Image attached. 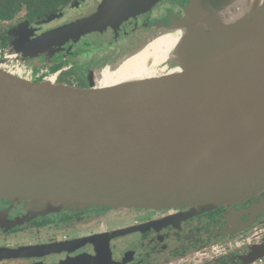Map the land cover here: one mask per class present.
I'll list each match as a JSON object with an SVG mask.
<instances>
[{"label": "water", "instance_id": "obj_1", "mask_svg": "<svg viewBox=\"0 0 264 264\" xmlns=\"http://www.w3.org/2000/svg\"><path fill=\"white\" fill-rule=\"evenodd\" d=\"M159 1L121 0L33 47L113 26ZM262 1L197 0L183 21L132 50L159 35L176 40L159 64L176 65L159 76L145 68L140 76L149 79L101 87L94 75L80 90L0 69V198L24 202L30 216L88 207L196 215L264 190ZM134 230L113 231L110 239ZM260 241L264 249V232ZM72 244L3 246L0 261L45 264ZM80 255L63 263H94Z\"/></svg>", "mask_w": 264, "mask_h": 264}, {"label": "flooded vegetation", "instance_id": "obj_2", "mask_svg": "<svg viewBox=\"0 0 264 264\" xmlns=\"http://www.w3.org/2000/svg\"><path fill=\"white\" fill-rule=\"evenodd\" d=\"M120 1L14 0L11 8L5 11L7 13L0 14V69L32 83L89 89L94 75L120 68L132 60L138 55V52L131 51L134 46L161 28L183 21L197 2L161 0L149 11L137 13L113 26L59 39L54 43L53 48H56L52 57L46 55L52 44L44 49L33 47L41 37L91 19ZM29 4L36 8H27ZM130 44L132 49L129 53L117 59L122 55V49ZM31 56L34 57L31 62L21 61L26 57L30 60L33 58ZM173 67L168 63L162 68L170 70ZM14 204L0 199V247L74 243L68 252L44 260L45 264H64L69 257L79 254L93 259L94 263L91 264H150L152 261V264H264L263 243L260 241V235L264 232V190L238 203L196 215H186L187 208L146 210L88 207L78 211H43L42 214L30 216L32 209L25 203L16 207L12 206ZM109 210L147 212H142L140 219L145 218L142 223L133 221V225L125 227L136 229V232L130 231L116 239H110V233L120 229L96 232L95 227L72 228L74 235H68L64 230L69 223L71 226L88 218L95 221L98 214L105 215L103 211ZM107 216H104L105 220L111 222ZM248 232L251 235L244 238ZM246 246L252 254L247 253ZM75 248L80 250L72 251ZM236 257L241 260L233 263L226 261ZM0 264L39 263L0 261Z\"/></svg>", "mask_w": 264, "mask_h": 264}, {"label": "bare ground", "instance_id": "obj_3", "mask_svg": "<svg viewBox=\"0 0 264 264\" xmlns=\"http://www.w3.org/2000/svg\"><path fill=\"white\" fill-rule=\"evenodd\" d=\"M262 4L263 1L260 0L259 5L262 6ZM175 41L176 40L174 38L160 35L150 40L138 51V55L136 57H134L132 60H129L119 69H114L103 74H97L95 76L96 85L101 87L115 86L122 82L129 81V78L133 76H135L136 80H138L140 78V73L145 68L149 66H157L166 60L167 52L174 45ZM167 77L170 80L176 76L169 75ZM262 116L264 117V112H262Z\"/></svg>", "mask_w": 264, "mask_h": 264}, {"label": "rangeland", "instance_id": "obj_4", "mask_svg": "<svg viewBox=\"0 0 264 264\" xmlns=\"http://www.w3.org/2000/svg\"><path fill=\"white\" fill-rule=\"evenodd\" d=\"M156 33H158V32H155L154 34H156ZM145 41H146V39L142 40L140 42V44H143ZM132 44H130L129 46H127L124 49H122V55L119 54L120 57L118 56L117 59L123 57L126 54H128L129 50L132 49ZM54 45H56V44H52V47L49 48L51 51H49V49L46 51V55L48 57L54 56L53 54L55 53L54 50L56 48V47L53 48ZM136 47L134 46L133 48H136ZM57 51H58V49H57ZM126 51H127V53H125ZM31 57H33V56H31ZM33 59H34V57L32 59L30 58V60H29V57H26V58H21V61H23L24 63L25 62L29 63ZM171 64L174 65V66L176 65L175 63H171ZM85 65L89 66V64H85ZM82 66H84V65H82ZM163 66L164 65H158V66H155V67H151V68H149L146 71V74H149V75H152V76L153 75L159 76L161 74H164V73H166V70H164V68H162ZM116 69H119V68H116ZM112 70H114V69H112ZM101 74H103V73H101ZM140 75H141V73H140ZM139 77L140 78L138 80H143V79H149L150 78V76H146V77L139 76ZM0 199L7 200L9 202V204L10 203H15L14 205H12L14 207L22 205V204L24 205V202H22V201L13 200V199L10 200V199H5V198H0ZM76 211H78V210H76ZM103 212H104L103 214H105V215L107 214L108 215L107 218L112 220L111 222L105 220V218H106V217H104L105 215L98 214L97 217H95V219H96L95 221H91V219L88 218L87 220L80 221V223H76V224H73L71 226L69 225L70 223L68 222L69 224H67V226H66V228L64 230L66 231V233L68 235H74L75 232H74V229H72V228H77V229H79V228H81V229L88 228L89 229V228H94L95 227V231L96 232H103V231L107 232L108 230L112 231V230H115V229H121V228L127 227V225L128 226L133 225L132 224L133 221H135L137 223H142L143 219H145V218L140 219V217H142V214H143L142 212L146 213L147 211H130V210H120V211H112L111 210L110 211L109 210V211H103ZM78 232H80V231H78ZM59 234H61V233H59ZM153 262L154 261H152L150 264H152ZM155 264H161V262H158V263H155ZM167 264H170V263H167Z\"/></svg>", "mask_w": 264, "mask_h": 264}, {"label": "trees", "instance_id": "obj_5", "mask_svg": "<svg viewBox=\"0 0 264 264\" xmlns=\"http://www.w3.org/2000/svg\"><path fill=\"white\" fill-rule=\"evenodd\" d=\"M13 3H14V0H0V14H1V12H5L8 9H10L11 6L13 5ZM32 7L36 8V6L30 5V4H29V6L27 8H32ZM5 13H7V12H5Z\"/></svg>", "mask_w": 264, "mask_h": 264}]
</instances>
